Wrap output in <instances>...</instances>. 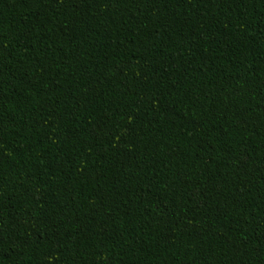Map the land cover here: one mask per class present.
<instances>
[{"label":"trees","instance_id":"trees-1","mask_svg":"<svg viewBox=\"0 0 264 264\" xmlns=\"http://www.w3.org/2000/svg\"><path fill=\"white\" fill-rule=\"evenodd\" d=\"M0 264H264V0H0Z\"/></svg>","mask_w":264,"mask_h":264}]
</instances>
